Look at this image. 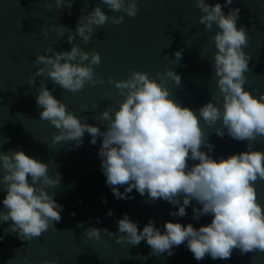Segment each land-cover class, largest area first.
<instances>
[{
  "label": "clouds",
  "instance_id": "obj_1",
  "mask_svg": "<svg viewBox=\"0 0 264 264\" xmlns=\"http://www.w3.org/2000/svg\"><path fill=\"white\" fill-rule=\"evenodd\" d=\"M100 2L112 12H122L132 18L137 15V0ZM72 3L73 0H55L57 7L63 4L67 9H71ZM232 3L233 0H224L222 6L195 0L202 13L199 23L208 30L214 24L218 28L210 38L215 48L211 66L217 78L212 95L217 102L222 100V108L210 100L198 109L197 116L192 109L182 107L170 98L167 81L177 86L181 84V77L174 70L158 72L159 82L150 78L147 72L130 70V75L124 79L108 78L122 100L115 110L105 108L100 113L101 119L107 121L105 130L101 131L67 111L66 105L53 96L46 84L40 83L34 100L42 109L39 119L48 121L57 130L52 136V144L72 141L74 147H80L85 132L91 137L89 143L92 145L96 144L97 137H102L98 151L100 167L115 198L133 199L128 194L135 189L141 196L147 193L152 202L161 199L176 206L177 211L169 215L178 217L187 215L186 207L195 200L200 207L192 208L193 219L205 215L212 217L209 224L199 228L190 223L165 222L163 232L149 219L138 231L137 223L125 213L117 221L118 232L124 235H114L106 228L90 227L83 233L86 237L101 241V232H104L115 236L117 244L127 242L134 246L143 240L150 247V254L156 257L164 253L172 256L174 247L186 243L197 261L206 256L227 260L234 249H239L241 255L264 252V210L257 201L254 187L257 180H264V152L254 150V142L258 138L264 140V94L258 99L243 87L244 74L250 71L251 56L243 50L248 43L246 27L236 26L240 9L230 8L226 15L222 10ZM83 4L87 8L88 0H83ZM259 6L264 9V3ZM45 7L50 8L51 4L47 3ZM123 21V15L109 16L97 4L87 15L79 17L74 34L61 24L51 25L48 31L42 29L41 34L45 37L49 31L64 37L67 30L66 42L71 48L57 52L51 45L46 47L45 53L51 55L36 56L34 63L42 66L28 77V84L34 85L36 77H45L72 93L79 92L86 84H103L104 80L93 70V66L101 63L99 53L85 51L73 41L79 37L81 43L87 45L94 27L108 22L119 25ZM199 55L203 59L202 54ZM174 56L180 60L182 50L176 51ZM96 106L93 104L92 107ZM81 108L90 110L87 104ZM201 119L221 138L227 133L233 140L247 141L248 150L213 159L210 153L215 145L201 127ZM217 122L219 127H216ZM202 147L207 152L202 151ZM189 160L199 163L190 166ZM48 170V163L21 150L0 152V190L5 192L0 202L3 205L0 222L11 221L5 234L14 233L19 239L29 241L54 227L53 222H60L63 207L54 200L55 193H49L47 189L59 188L61 176L58 172L50 176ZM117 186H126L124 192ZM101 202L107 201L102 199ZM107 215H112L111 210ZM96 219L99 222V218ZM39 264H56V260L45 259Z\"/></svg>",
  "mask_w": 264,
  "mask_h": 264
},
{
  "label": "water",
  "instance_id": "obj_2",
  "mask_svg": "<svg viewBox=\"0 0 264 264\" xmlns=\"http://www.w3.org/2000/svg\"><path fill=\"white\" fill-rule=\"evenodd\" d=\"M206 2L224 5V0ZM261 2L264 0H233L228 7H222L225 15L230 8L240 9L236 26L246 27L248 43L243 50L251 56L250 71L244 74L243 87L258 99L264 94V9L259 6ZM47 3L51 4L50 8L45 7ZM97 4L109 16L123 15L124 21L119 25L108 22L94 27L87 45L82 44L79 37L73 42L85 51L99 53L101 63L93 66V70L104 83L86 84L76 93L60 88L45 77H36L35 84L29 85L28 77L42 66L34 63L36 56L51 55L45 53L46 47L51 45L57 52L71 48L66 42L67 30L64 37H58L55 31H49L45 37L41 30L48 31L51 25L61 24L74 34L79 17L87 15ZM137 4V15L132 18L122 12H112L100 0H88L87 8H84L83 0H73L71 9L63 4L57 7L55 0H0V152L21 150L48 163L50 176L60 173L59 188L52 187L47 191L55 193L54 200L63 207L60 222H53L54 227L29 241L19 239L14 233L5 234L11 221L0 222V264H39L45 259H55L56 264H264V252L259 251L241 255L239 249H234L227 260L206 256L197 261L186 243L174 247L172 256L164 253L156 257L150 254L151 249L143 240L134 246L127 242L117 244L115 236L104 232H101V241L83 235L90 227L106 228L114 235H124L118 232L117 221L125 213L137 223L138 231L149 219L161 232L165 222L190 223L199 228L212 219L211 215L193 219L192 208L200 207L195 200L186 207L187 215L178 217L169 215L177 211L176 206L161 199L152 202L147 193L141 196L135 189L128 194L133 199L115 198L100 167L98 151L102 137H97L96 144L92 145L89 143L91 137L85 132L80 147H74L72 141L52 144V136L57 130L48 121L39 119L42 109L36 106L34 96L43 81L53 96L66 105L67 111L81 122L104 131L107 121L101 119L100 113L105 108L115 110L122 100L108 78L124 79L130 75V70L147 72L158 82V72L174 70L180 75L181 84L177 86L167 81L170 98L182 107L192 109L197 116L198 109L210 100L222 108V100L217 102L212 95L217 78L211 66L215 48L210 38L218 31L215 24L208 30L199 23L202 13L195 0H137ZM180 50L182 57L177 60L174 53ZM84 104L90 110H83L81 105ZM93 104L97 106L93 108ZM200 124L215 145L210 153L213 159L248 150L247 141L233 140L227 133L221 138L202 119ZM219 126L217 122L216 127ZM201 150L207 152L206 148ZM254 150L264 152V140L258 138ZM188 163L191 166L199 161L189 160ZM117 187L124 192L126 186ZM254 187L257 201L264 210V180H257ZM4 196L5 192L0 190V202ZM102 199L107 202L102 203ZM109 210L111 216L107 215ZM79 223L83 225H77ZM139 256L148 258L143 260Z\"/></svg>",
  "mask_w": 264,
  "mask_h": 264
}]
</instances>
